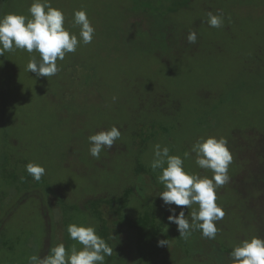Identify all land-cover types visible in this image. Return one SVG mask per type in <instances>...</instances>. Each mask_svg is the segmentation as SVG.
<instances>
[{"label": "rangeland", "instance_id": "obj_1", "mask_svg": "<svg viewBox=\"0 0 264 264\" xmlns=\"http://www.w3.org/2000/svg\"><path fill=\"white\" fill-rule=\"evenodd\" d=\"M1 2L0 16L16 13L30 18L32 0ZM141 2L51 0L54 8L63 11L65 27L78 39L75 10H86L95 28L90 44L81 42L74 53L57 60L60 70L55 76L37 77L27 71L31 56L39 59L35 51L29 54L17 49L0 56V264H29L28 257L37 254L43 239V219L35 201L27 200L14 209L9 205L17 199L12 198L13 176L25 173L29 162L46 169V184L61 192L70 207L61 216L56 199L49 197V205L61 214L54 220L56 239L69 252L73 245L82 247L68 232L64 241L63 227L76 223L96 229L76 203L79 196L93 194L96 184L104 187L120 178L124 154L115 156L107 170L99 172L92 167L94 157L89 152L88 137L112 126L121 130L116 141L128 147L125 153L129 156L134 151L130 149L129 132L138 125L149 126L150 131L143 136L149 137L145 147L135 154L139 163L148 166L149 170L140 168V172L154 187H144L145 200L164 190L158 180L161 170L150 167L157 143L169 147L170 155L183 158L200 137L223 136L233 156L230 179L249 172L240 163L245 159L234 137L264 133V0H195L190 5L192 11L179 14L181 26L174 27L173 32L177 38L183 32L195 31L196 43L183 48L173 44L170 49L164 48L158 26L152 29L157 32L153 37L145 22L136 24L144 16L142 8L134 9ZM209 11L223 13L220 28L208 25ZM156 96L163 97L160 106L155 103ZM141 146V139L136 138L135 147ZM70 152L79 157L69 156ZM184 168L212 176L210 170L195 164L194 153L184 159ZM27 179L25 186L29 188L34 180ZM216 195L219 206L231 208L217 222L216 238L208 241L211 247L192 236L180 237L174 227L162 239H167L168 246H158L162 229L151 213L125 221L111 204L95 206L101 222L100 237L113 248L104 264H214L211 257L223 262L234 245L259 235L250 214L248 218L240 211L228 182ZM145 204L157 215H170L159 195ZM171 207L177 214L183 207L189 220L192 210L198 209L196 204ZM169 224L167 221L165 228ZM46 245L49 251L56 246L50 242ZM224 264H230L229 259Z\"/></svg>", "mask_w": 264, "mask_h": 264}, {"label": "clouds", "instance_id": "obj_2", "mask_svg": "<svg viewBox=\"0 0 264 264\" xmlns=\"http://www.w3.org/2000/svg\"><path fill=\"white\" fill-rule=\"evenodd\" d=\"M28 12L30 18L16 13L0 16V56L17 49L25 50L29 54L34 51L39 53V59L31 56L26 65L27 71L37 77L55 76L60 70L58 59L62 61L67 53H74L81 42L87 45L93 40L95 28L84 9L75 10L73 13L74 24L80 28L79 39L65 27L63 11L54 8L51 0H32ZM207 17L210 27L220 28L224 23L223 13L214 14L209 11ZM187 41L190 44L196 43L195 31L188 33ZM120 137L121 132L116 126L90 135V155L99 159L102 150L111 149ZM193 153L195 164L201 169L210 170L211 177L185 170L184 159ZM232 161L228 140L223 136L200 137L190 151L184 153L183 158L170 155V149L166 145H154L150 167L161 170L158 180L164 190L158 195L164 205L168 206V221L177 225L180 237L187 239L192 231L198 229L203 237L216 238L219 231L217 222L225 216L222 207L216 202V192L230 180L228 170ZM25 167L27 173L37 182L46 171L42 165L34 162H29ZM194 204L198 205V209L192 210L190 220L183 207L178 214L177 209L171 207L176 205L190 208ZM67 232L81 248L77 249L73 245L69 252L65 244L60 242L46 256L41 257L35 253L30 255L29 264H104L105 258L113 253V248L97 234L92 225L71 223L67 226ZM165 245L168 246L167 239L158 241V246ZM228 258L230 264H264V238L252 236L250 239L241 240L233 246Z\"/></svg>", "mask_w": 264, "mask_h": 264}, {"label": "trees", "instance_id": "obj_3", "mask_svg": "<svg viewBox=\"0 0 264 264\" xmlns=\"http://www.w3.org/2000/svg\"><path fill=\"white\" fill-rule=\"evenodd\" d=\"M195 0H142L141 5L136 4L134 9H143V15L141 16V21L137 19L136 24L139 22L145 24L148 27L147 31L152 32L153 37L156 36L155 30L152 31L156 26H158L159 34L163 40H165L164 48L170 49L174 44L176 47L183 48L187 45V32H183L180 37L174 35V27H177L179 21L177 20L181 12L192 11L190 5ZM9 0H2V4H7ZM148 8V9H145ZM158 13L157 15H155ZM139 18V16H137ZM181 26V25H180ZM160 96L155 97V103L157 106H160L163 97L159 99ZM147 125H138L134 127L132 132H129L128 136L130 138L131 144L130 149H134L132 155H128L126 152L125 145L115 141L112 148H104L102 150V155L97 160L94 158L92 160V167L96 170L105 171L109 163L112 162V159L115 156H120L124 154V168H122L121 175L118 177L116 182L110 183L107 186H99L96 184L95 191L93 194H84L79 196L78 203H76V208L80 211H85L89 215L91 220L96 226L97 234L100 236L101 233V222L99 217L95 212V206L100 204H111L118 212V216L123 218L125 221H135L151 213L155 216L156 224L162 229L161 236L159 240L164 239L166 232H169L173 227L177 229V225L169 224L165 228L168 221V214L157 215L156 211H150V208L146 206L150 200L157 199L158 195L155 192L151 199L145 200L144 187L150 186L154 188L146 177L140 172V168L149 170L145 164L139 163V160L135 157V154L139 152V149L142 151L144 149V142L148 138H144L145 134L150 131L147 129ZM120 130V129H119ZM121 132V130H120ZM126 132V131H125ZM152 136V135H151ZM136 138L141 139L142 146L138 149L136 146ZM239 141L237 150L242 152L244 161L240 163L245 164L249 172L244 171L238 177H232L228 183L233 191V195L238 201V207L242 213H246L249 218V214L252 217L251 222L255 223L258 231V235L262 238L264 237V133L254 136L253 133H247L245 137L237 136L234 137ZM245 139V141H244ZM235 140V141H236ZM128 152V150H127ZM249 152V154H247ZM104 153V155H103ZM245 153V154H244ZM69 156L79 157L77 154L69 153ZM25 165V164H24ZM26 166V165H25ZM245 168V169H246ZM31 177L27 171L23 174L15 173L12 180V194L13 197H17L15 201H12L11 207L14 209L21 205L27 200H34L36 203V211L41 215L43 219V239L38 246L36 253L43 257L50 253L46 244L49 242L57 245L59 242L56 235L57 224L54 223V220L61 216H65L69 211V206L64 195L56 189H53L51 186L46 184L44 177L42 176L39 182L35 181L31 184L29 188L25 186L27 178ZM153 177V176H152ZM23 178V179H22ZM154 178V177H153ZM155 182V179H153ZM29 183V181H27ZM156 184V183H155ZM157 186V185H156ZM158 187V186H157ZM45 188V189H44ZM155 191V189H154ZM10 197V196H9ZM49 197H54L56 204L61 208V214L55 211V207L49 205ZM2 198V197H1ZM0 198V200H1ZM2 201V200H1ZM139 204H138V203ZM1 203L0 209L2 211ZM231 208L230 205H225L223 209L224 212H228ZM132 209V211H129ZM11 208L7 209L4 215H7ZM134 210V211H133ZM164 219V221H162ZM4 220V219H3ZM3 221L0 220V227L2 226ZM63 239L67 242V229L63 227ZM163 236V237H162ZM196 242H201L207 247L209 245V239L202 236L201 232L197 229L192 231L191 235ZM211 250V249H209ZM231 252V251H230ZM223 262L221 260H214V258H209L214 264H224V260L228 258V254L224 255ZM202 259V258H200ZM206 259V260H209ZM26 262V261H25Z\"/></svg>", "mask_w": 264, "mask_h": 264}]
</instances>
